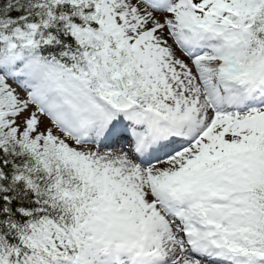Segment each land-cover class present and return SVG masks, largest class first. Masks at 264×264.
<instances>
[{
    "label": "snow or ice",
    "instance_id": "snow-or-ice-1",
    "mask_svg": "<svg viewBox=\"0 0 264 264\" xmlns=\"http://www.w3.org/2000/svg\"><path fill=\"white\" fill-rule=\"evenodd\" d=\"M0 264H264V0H0Z\"/></svg>",
    "mask_w": 264,
    "mask_h": 264
}]
</instances>
